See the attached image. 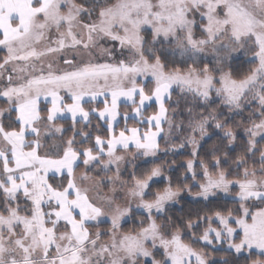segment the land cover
Returning <instances> with one entry per match:
<instances>
[{
  "label": "snow or ice",
  "instance_id": "6c2138e0",
  "mask_svg": "<svg viewBox=\"0 0 264 264\" xmlns=\"http://www.w3.org/2000/svg\"><path fill=\"white\" fill-rule=\"evenodd\" d=\"M0 52V264H264V0H0Z\"/></svg>",
  "mask_w": 264,
  "mask_h": 264
},
{
  "label": "trees",
  "instance_id": "16d2710c",
  "mask_svg": "<svg viewBox=\"0 0 264 264\" xmlns=\"http://www.w3.org/2000/svg\"><path fill=\"white\" fill-rule=\"evenodd\" d=\"M3 54L4 53L0 52V56H2ZM233 68L238 69L240 72H245L248 68V65L242 64L240 61H235L233 63ZM189 100H190V98H189ZM176 101H179V104H177ZM4 106L5 105L3 104V102L0 101V107H4ZM84 106L86 109L90 108V107H101V108L103 107V105L99 104L98 102H94L91 104L85 103ZM167 106L169 107L170 115H171L172 109H175L176 115L174 118L177 122L184 121L185 124L187 123L189 118L187 116L186 109L191 106L190 103H186L185 99H182L177 93H173L171 101L168 102ZM155 110H156V105L154 103H152L151 106H149L146 109L145 115H149L152 112H154ZM213 110H218V104L211 105V107L208 108L206 111H213ZM121 111H129V109L126 106H124V104L122 103ZM194 111L199 112V111H201V109L196 108V109H194ZM245 115H246V113H245ZM235 119L240 120L241 118L239 116H237V117H235ZM57 123L62 124L66 129H68V131H66L64 134L65 138L70 137L72 135V130H71L72 121L70 118L59 119L57 121ZM134 123L135 122L133 120H129L130 126ZM97 124H101V128L103 127L102 122L96 120L95 117H93L92 125L90 127L94 129V127ZM121 126H123V123H121ZM80 127H83V126L80 125ZM84 130L87 131L89 129H84ZM209 131L211 132L212 129L209 128ZM93 134L94 135L95 134L104 135L103 131H101L100 133H96L94 131ZM219 136H220V133L217 132L210 139L206 138L205 141L202 142L203 143V148L201 149V156L202 157H203L204 151L206 149L211 148L214 144H220ZM77 139H79V137H77ZM240 140H242V136L238 137V144H239ZM172 142L179 144L180 140L175 139ZM49 143H51V142L49 141ZM165 146L166 145L164 144V142L161 141V147L164 148ZM189 153H190V149H189V147H186L185 149H183L181 152H179L176 155L169 154V155L163 157V162H165L166 164L170 165V164H172L173 161L175 162V164L173 165V170L171 172L166 171L165 174L172 176L173 181L176 184L181 183V181L178 179V177L184 172L183 163L187 159L190 158ZM240 155H243V151L239 146H237L235 148V151L232 153L233 159H235L237 156H240ZM160 162L161 161H157V163H160ZM189 183H191V182L189 181ZM192 191L194 193V192L198 191V189L193 188ZM232 207H235V205L232 202V200L228 199V198L220 197L218 200L213 201L211 205L206 207L203 202L192 201L189 198H187L186 195H184V198L180 200L178 205H175L171 209L169 215L172 217L173 220H176L177 225H180L181 220H183L184 222H187V220H189V219L195 221L197 218V215H196L197 210H202V211H200V215H203L205 212H209V209H211L212 211H217V210L227 211V209L232 208ZM132 227H133L132 224H126L125 230H128ZM185 239H187V237H185ZM196 246L200 247L201 245H196ZM211 255L215 257L216 264H222L224 259H227L229 264H251V259L256 258L255 256H253V257H251V259H249L248 255L236 256L233 253H225L223 251L213 252V253H211Z\"/></svg>",
  "mask_w": 264,
  "mask_h": 264
},
{
  "label": "rangeland",
  "instance_id": "374dc122",
  "mask_svg": "<svg viewBox=\"0 0 264 264\" xmlns=\"http://www.w3.org/2000/svg\"><path fill=\"white\" fill-rule=\"evenodd\" d=\"M42 107H43V102H42ZM64 118H67V116L65 115L64 116ZM64 118H62V119H64ZM167 126L165 125V128H166ZM51 142V141H50ZM189 149H190V151H191V146H189ZM184 164V163H183ZM249 165L251 166V161L249 162ZM184 195H186V197L187 198H189L190 200H192V198L190 197V196H187V194H184ZM222 198H228V199H231V197H223V196H221ZM193 201V200H192ZM176 205H178V204H176ZM224 247L226 248L227 247V245L225 244L224 245ZM242 255H248L246 252L245 253H243ZM159 258V257H158Z\"/></svg>",
  "mask_w": 264,
  "mask_h": 264
},
{
  "label": "crops",
  "instance_id": "0c3cea01",
  "mask_svg": "<svg viewBox=\"0 0 264 264\" xmlns=\"http://www.w3.org/2000/svg\"><path fill=\"white\" fill-rule=\"evenodd\" d=\"M68 102L70 103L71 101H68ZM65 115L67 116V118H70V114H65Z\"/></svg>",
  "mask_w": 264,
  "mask_h": 264
}]
</instances>
